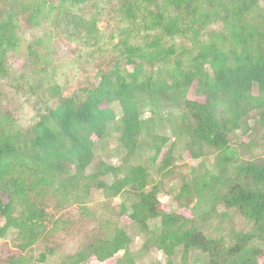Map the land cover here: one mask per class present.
I'll use <instances>...</instances> for the list:
<instances>
[{
  "label": "trees",
  "instance_id": "16d2710c",
  "mask_svg": "<svg viewBox=\"0 0 264 264\" xmlns=\"http://www.w3.org/2000/svg\"><path fill=\"white\" fill-rule=\"evenodd\" d=\"M86 6L93 16L78 17L88 39L98 34L103 7H115L130 23L120 34L121 53L98 84L61 98L25 131L0 110V238L15 231L26 252L48 240L54 207L77 203L88 212L96 188L111 198L126 196L122 215L131 219L143 248H157L168 264H177L178 255L189 264L195 254L193 264H261L264 0H0V79L9 76L21 17L34 26L58 10L70 21L75 8ZM213 25L218 29L209 32ZM179 38L196 51L182 46L181 53L190 54L185 66L177 47L166 43ZM192 89L203 101L188 98ZM113 139L120 163L97 161L99 145ZM178 147L195 159L213 158L211 169L202 162L182 185L191 218L161 209L152 176L173 172ZM232 215L239 227H227ZM94 225L62 264L104 261L120 252L116 264H139L120 222L103 218ZM45 262V255L34 262L21 254L0 264Z\"/></svg>",
  "mask_w": 264,
  "mask_h": 264
},
{
  "label": "rangeland",
  "instance_id": "374dc122",
  "mask_svg": "<svg viewBox=\"0 0 264 264\" xmlns=\"http://www.w3.org/2000/svg\"><path fill=\"white\" fill-rule=\"evenodd\" d=\"M58 1L50 0L56 5ZM39 2L41 0H34V3ZM57 12L59 11L54 10L49 20H43L34 26H28L22 17L18 20V47L8 56L9 76L0 79L1 113L7 115L11 124L22 131L36 124L61 98L83 95L98 84L103 72L108 71L119 57L120 34L130 25L118 9L103 7L96 19L98 34L96 38L88 39L78 16L90 20L94 14L90 7L75 8L73 13L76 17L70 21L62 19ZM217 29L213 25L209 32ZM135 37L134 44H140L142 37ZM166 43L177 47L180 52L177 58L184 66L188 64L190 54L183 55L182 46H187L185 48L191 54L196 52L187 39H167ZM126 66L132 71L131 65ZM188 98L203 101L202 97L195 94L194 89L190 91ZM166 151H163L159 161L163 159ZM175 156L172 173H152L154 185L159 187V201L164 212L191 218L193 210L186 203L182 185L184 181L194 178L195 170L201 167L202 162L206 169H211L213 158L195 159L189 151L181 147H178ZM101 160L120 163L121 154L116 139L99 145L97 161ZM3 198L6 202L7 198ZM125 198L126 196L111 198L102 190L93 188L85 205L90 213L84 212L77 203H65L62 206L55 204L56 208L54 207L50 216L48 240L42 239L26 252H22L18 247L17 233L11 230L5 238H0V263L24 254L34 262L45 255L46 262L41 264H62L68 255L79 249L85 233L95 226L96 220L109 218L120 222L129 231L132 239L131 254L139 264H168V257L157 248H143L144 240L132 228L131 219L128 215H122V204L130 203ZM232 224L240 226L233 215L228 219L227 227ZM123 254L120 252L104 261L93 257L88 264H116ZM198 256L200 254L191 255L189 264L197 262ZM174 261L181 264L183 259L178 255ZM261 264H264V257Z\"/></svg>",
  "mask_w": 264,
  "mask_h": 264
}]
</instances>
